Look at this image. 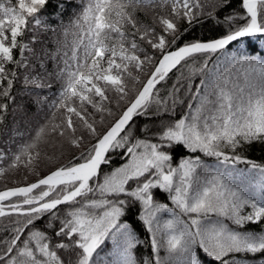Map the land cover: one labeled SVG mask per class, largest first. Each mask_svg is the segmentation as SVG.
Here are the masks:
<instances>
[{"label": "snow or ice", "instance_id": "obj_1", "mask_svg": "<svg viewBox=\"0 0 264 264\" xmlns=\"http://www.w3.org/2000/svg\"><path fill=\"white\" fill-rule=\"evenodd\" d=\"M231 3L76 0L79 8L59 24L65 40L53 39L49 48L26 34L47 30L66 4L0 0V125L15 104L18 83L38 105L54 109L8 165L37 179L0 191V218L16 217L10 235L0 240V264L264 261V164L243 154L247 145L264 144V53L232 54L229 48L247 47L246 38L264 39V0H239L238 8L223 13ZM209 21L223 27L222 34L180 43ZM51 31L55 36L58 29ZM173 69L179 75L162 99L157 85ZM54 82L60 88L44 94ZM184 98L186 112L163 124L154 142L133 135L134 117L147 116L154 104L157 112H174ZM45 144L57 151L44 158L58 166L41 175ZM65 144L79 155L60 163ZM178 148L189 155L174 164ZM110 153L124 162L113 168ZM249 172L258 180L246 179ZM157 192L167 194L171 207Z\"/></svg>", "mask_w": 264, "mask_h": 264}, {"label": "trees", "instance_id": "obj_2", "mask_svg": "<svg viewBox=\"0 0 264 264\" xmlns=\"http://www.w3.org/2000/svg\"><path fill=\"white\" fill-rule=\"evenodd\" d=\"M62 3L66 4L67 7L65 11L59 18H53L49 21V28L45 30L44 28H38L32 32H28L26 34L27 39H31L35 37L37 40L43 39L47 43L49 48H54L55 45L51 43V40H59L64 41L65 37L62 32L59 30V24L61 21L65 24L68 23L70 17L73 15L74 10L79 8V5L76 4V0H61ZM239 0H232V3L228 8L223 9V13H227L230 9L238 8ZM54 5H51L47 10L52 11ZM150 21V17L146 18ZM51 27H57L58 31L55 36H53ZM186 27V25H185ZM72 31H75L74 29ZM224 31L223 27H216L213 25L211 21L203 24H199L194 27L185 37L182 38L180 43H183L185 40L192 39H202V40H210ZM74 39L71 34V31L67 37V41L69 44ZM246 44H234L230 45L229 48L232 51V54L236 53V49H239L241 52H247L252 55H257L260 53H264V39H253L246 38ZM38 45H33V47H37ZM211 67V62L209 64ZM179 73L176 69H173L172 72L169 73V78L166 81H162L157 85L159 89L160 98H166L172 89L173 84L176 81V77ZM199 76L194 78V85L199 83ZM186 83V82H185ZM139 87V85H137ZM60 88L59 82H54L51 89H44V94H49L51 92H55ZM13 95L16 96L15 104H9V110L7 115L4 118V123L0 125V153L4 154V159L0 161V191L15 187L20 179H25L24 182H33L37 179L33 174H25L20 173V169L10 168L8 165L11 161L12 154L17 151V147L22 142L28 140L31 135L35 134V130L42 124H44L47 120L50 119L52 112L54 109L50 110L47 106L41 107L38 105L35 100L36 98L32 95H29L22 85V83H18L16 87L13 89ZM132 93H130V98L132 97ZM181 97H184V89L181 88L180 93L178 94ZM189 100L188 98H184L183 104H178L175 108L174 112H164L161 110L160 112L156 111L157 106L154 104L149 109V114L147 116L140 115L134 117L133 121L130 122V126L133 129V135L137 138L148 139L152 142L153 135L158 133L163 124L169 123L173 120H178L187 110V104ZM169 107H171V102L169 101ZM123 107V105H122ZM114 111L117 113L120 109L115 108L113 105ZM103 130V129H101ZM57 143L59 141L57 140ZM42 154L41 160L39 163V172L41 175H46L51 168L58 166L55 162H49L44 158V153L46 152L48 155H52L54 151L57 149H53L50 145L45 144L41 145ZM65 156L61 158L60 163H67V160L73 155H79V150L75 151L74 148H70L67 144L64 145ZM244 156L248 159L255 161L260 164H264V144L254 143L252 145L245 146L243 151ZM113 157L112 167L120 166L124 161L120 158L118 153H110ZM174 164L179 162L180 156L189 155L183 148L176 149ZM203 160L209 166L215 165V159L212 157H203ZM239 169L243 170L246 168L245 165L240 164L237 166ZM246 179L251 181L258 180V177L255 176L254 173H246ZM156 191V190H154ZM157 199L161 202L168 203L171 207L170 200H167V194L163 192H157ZM66 207V206H61ZM138 205L136 208L130 210L131 213H135L138 210ZM129 219H133L134 217L130 215ZM16 217H2L0 218V240L6 239L10 233L11 229L14 226ZM137 222L134 220V224ZM257 226L249 225V229H254ZM140 238L142 240L148 238V234L144 231V229L140 226L136 228ZM111 245L109 244L108 248L102 249L101 258L105 256V253L110 250ZM100 251V250H98ZM138 251H145L143 248ZM163 254V253H162ZM256 264H264V261H257Z\"/></svg>", "mask_w": 264, "mask_h": 264}, {"label": "rangeland", "instance_id": "obj_3", "mask_svg": "<svg viewBox=\"0 0 264 264\" xmlns=\"http://www.w3.org/2000/svg\"><path fill=\"white\" fill-rule=\"evenodd\" d=\"M75 151H77V149H75ZM39 170V169H38ZM20 173H25L26 175L28 174L27 173V171L26 170H24V169H20V171H19ZM33 175H35V174H33ZM35 177H37L36 175H35ZM24 180L25 179H20L19 180V182L17 183V186H20V185H25V184H28V183H30L29 181L26 183V182H24ZM12 188V187H11ZM15 199V198H14Z\"/></svg>", "mask_w": 264, "mask_h": 264}, {"label": "water", "instance_id": "obj_4", "mask_svg": "<svg viewBox=\"0 0 264 264\" xmlns=\"http://www.w3.org/2000/svg\"><path fill=\"white\" fill-rule=\"evenodd\" d=\"M35 182V181H34ZM31 183H33V182H31ZM30 184V183H29ZM20 186H24V185H20ZM20 186H17V187H20ZM13 188H15V187H13Z\"/></svg>", "mask_w": 264, "mask_h": 264}]
</instances>
